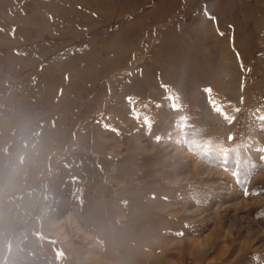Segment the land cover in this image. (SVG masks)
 I'll use <instances>...</instances> for the list:
<instances>
[{"label": "rangeland", "instance_id": "rangeland-1", "mask_svg": "<svg viewBox=\"0 0 264 264\" xmlns=\"http://www.w3.org/2000/svg\"><path fill=\"white\" fill-rule=\"evenodd\" d=\"M208 138L264 163V0H0V264H264Z\"/></svg>", "mask_w": 264, "mask_h": 264}, {"label": "trees", "instance_id": "trees-1", "mask_svg": "<svg viewBox=\"0 0 264 264\" xmlns=\"http://www.w3.org/2000/svg\"><path fill=\"white\" fill-rule=\"evenodd\" d=\"M204 144L199 145L196 150L200 156L207 162L224 166L227 170L237 175L239 182L243 185L246 176L250 175L255 169H258L263 164H257L252 160V157L243 142H237L235 145L224 152L223 149L216 144H212L209 138Z\"/></svg>", "mask_w": 264, "mask_h": 264}, {"label": "snow or ice", "instance_id": "snow-or-ice-1", "mask_svg": "<svg viewBox=\"0 0 264 264\" xmlns=\"http://www.w3.org/2000/svg\"><path fill=\"white\" fill-rule=\"evenodd\" d=\"M206 91H209V92H210L211 89H206ZM229 139H234V137H231V136H230Z\"/></svg>", "mask_w": 264, "mask_h": 264}]
</instances>
